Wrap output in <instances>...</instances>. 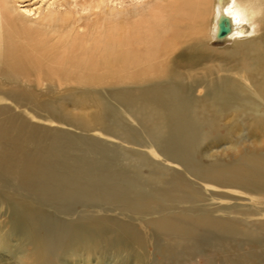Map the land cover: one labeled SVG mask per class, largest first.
Here are the masks:
<instances>
[{
	"label": "bare ground",
	"instance_id": "bare-ground-1",
	"mask_svg": "<svg viewBox=\"0 0 264 264\" xmlns=\"http://www.w3.org/2000/svg\"><path fill=\"white\" fill-rule=\"evenodd\" d=\"M220 2L155 0L132 15L122 10V19H117V11L108 8L107 15L100 13L87 23L83 35H78L75 28L66 26L67 17L58 22L57 31H50L51 16L42 19L44 25L29 26L14 14L10 0H0V143L8 160L0 159V194L20 206L32 200L64 215L73 214L75 206L99 205L108 202L105 198L115 197L111 204L119 211L142 220L157 216L130 226L115 218L79 220L81 225L72 230L56 228L39 238L31 254L21 257L17 264H57L68 239L81 235L90 238L86 250L93 255L114 248L119 232L135 242V249L155 247L157 264H191V259L209 244L264 236V220L252 213L254 208L252 212L230 213L218 207L211 211L194 207L204 201V193L211 204L222 203L219 196L225 192L233 196L245 193L251 199L257 197L253 194L264 197V35L228 40L231 22L226 16L217 18ZM238 4L247 10L259 32L258 27H264V0H238ZM222 18L229 21L230 29L215 42H234L233 60L227 56L230 52H212L206 46L214 42L213 26L218 29ZM177 52L180 53L173 57ZM216 55L222 57L221 62L207 67L204 79H192L196 87L215 73L239 78L211 81L207 96L183 101V95L176 91L175 80L181 77L175 76L180 73L178 69L196 71ZM57 73L64 77V81L57 77L62 85L92 88L106 84L142 86L150 80L157 83L165 79L162 86L141 88L136 95L130 89L114 91L120 104L119 116L96 89H70L79 101L90 99L89 103L101 109L102 115L107 113V121L117 129L112 134L97 131L99 136L142 150L129 154L120 149L115 153L128 162L126 168L93 170L87 154L76 149L80 145L70 148L56 138L55 132L36 125L40 122L51 128L56 124L54 104L58 100L54 103L50 87ZM44 84L49 87L40 91L38 87ZM17 110L23 116L16 115ZM121 115L127 122L137 124L147 141L140 142V135L125 127ZM243 131L246 136H240ZM224 139L234 143L232 155L207 154ZM18 160L24 163L18 164ZM157 183L153 189L151 186ZM24 214L34 216L32 211ZM123 237L118 238V243L128 241ZM106 242L111 245L105 246Z\"/></svg>",
	"mask_w": 264,
	"mask_h": 264
},
{
	"label": "rangeland",
	"instance_id": "rangeland-1",
	"mask_svg": "<svg viewBox=\"0 0 264 264\" xmlns=\"http://www.w3.org/2000/svg\"><path fill=\"white\" fill-rule=\"evenodd\" d=\"M154 1L155 0H140V2L139 0H10V5L15 10L14 14L17 17L24 20V22H26L29 26H31L32 24L44 25L45 23L42 21V19L46 16H51V21H49L50 31H57L58 30L57 27L59 26L58 22H61L63 17L65 18L67 17V19H65L66 26H68L69 29L75 28L74 30L77 31L78 35H83V33L87 28L86 26L87 23L93 21L94 18L96 19L97 16H100V13L107 15L109 11L108 8L117 11V19H122L119 14L122 12V10H123V14L132 15L140 10L146 9L147 6L152 4V2ZM98 4L101 5L100 8L97 10L95 9V7ZM258 28H259V32H258L259 34L256 35L257 39L260 38V36L264 35V27L260 26ZM232 43L227 45V44L212 42V43H207L206 46L212 52L213 51L216 52L215 50L230 52L227 53V56H229V58L232 56L231 58L233 60L234 53L232 51L235 50L236 47ZM180 52H177L173 57H176L177 54ZM217 56L218 55L214 56L213 61H210L208 64H203L199 66L196 69V71L187 72V71H183L182 69H178L180 70V73H176L175 76L181 75V77L180 78L178 77L175 80V82H178L175 83L177 85L176 91L180 92L181 93L180 95H183V101H185L186 98L189 97L191 101L193 100L196 101L197 99H201L204 96H207L208 95L207 93H209L207 91L211 88V84L209 83L211 81L215 80L217 81V83H219L220 82L219 79L239 78V76L236 77L230 74L215 73L214 76L210 77L211 79L210 78L205 79L204 80V82L206 81L205 83L203 82V84H201L199 87H196L198 85H195L192 82V79L196 80V78L199 77L203 78L207 67H211L213 63L216 64L218 62H221L220 59L222 57L221 56L217 57ZM61 72L64 73L66 71H61ZM172 72H176V71H172ZM53 75H54L53 85H52L53 87L51 86L50 88H53L51 90L54 91V103L58 100L57 104H54L56 124L52 125L51 128H47L46 124H42L40 122L36 123V125L37 124L39 126L41 125L40 127L43 126L44 127L43 129L50 130L53 133L55 132L56 138H59V140L63 141L64 143H68V146L70 148H72L71 146H73L74 144L77 145L76 147L80 145L76 149L78 151H81L82 153L87 154V156L90 158L91 169L93 170H103L111 166L115 167L117 170L126 168V166H128L126 163L128 162L122 161L121 160L122 157H120L118 153L115 154L116 152H121L120 149H122V153H126V151L129 154L130 153L134 154L133 152L142 153V150L139 148H135V147L133 148L125 143L124 144L121 143L120 141L99 136L97 131L106 134L107 133L112 134L117 129L113 125H110L109 122L107 121L106 119V117L108 116L107 113L102 115L101 109H99L96 105L89 103L90 99L79 101L78 100L79 98L77 99L75 97V94H71L72 92H70V89L77 88L78 90L85 92L88 91L93 92L96 89L95 92L100 93L103 102L106 101L104 103L106 105H110L113 109H115V111H117L116 114L119 116L120 104L118 102L119 100L115 98V96H113L112 94L114 93V91L121 92L124 91L123 89H128V90L130 89L129 91H131L134 95H136L137 91L151 87V85L152 86L157 85L158 87H160V85L162 86V84H164L163 82L165 79L160 81L157 80L158 81L157 83L156 80H150L151 82L150 81L146 82L142 84V86H136V85L122 86V85L106 84L103 87L93 86L92 88V86L79 87L74 84L71 85V83L70 85L68 84L62 85L61 82L57 80L58 79L57 77H59L60 81H64V77L62 73H57L56 75L55 74ZM47 86L49 87V85L44 84L42 87H38V88L41 91L46 89ZM191 86L194 88L193 90H191ZM28 87H34V86L28 85ZM198 90H200V92H198ZM92 113H95V115L93 116ZM17 114L19 115L21 114L23 116L20 110L16 111V115ZM36 114L45 115V113L38 111ZM62 116H64L63 119L59 120V118ZM91 117H93V120L91 119ZM120 118L121 119L123 118V120L126 121L125 127L127 129H133L135 133L140 135V142H143L144 140L147 141V139L145 138V136H143L141 132V128L137 126V124L133 123L130 120L127 122V120L124 119L123 115H121ZM224 123L228 124L227 121H225ZM60 124L71 125V127H67L66 125H60ZM126 124L129 125L126 126ZM220 133L223 132L221 131ZM241 135L246 136L247 135L246 131L240 132V136ZM246 141H248V139ZM246 141L245 143L247 144ZM92 144H94L95 146ZM233 144L234 143H232L230 140L224 139L221 142L216 143V145L213 146L212 148H210L207 154L209 155L213 154L215 156L221 155L222 157H225L227 155H232ZM0 148H1L0 159L5 158L7 160L6 158L7 153L5 151V147L1 143H0ZM88 150L89 151L94 150L95 152H89ZM17 163L23 164L24 160H18ZM67 167L68 164L65 168L66 171H68ZM44 176H42L41 178H43L44 180H49L48 177H44ZM158 184L159 183L154 184L151 187L152 188L157 187L156 185ZM193 185H195V187L197 188H200V186H198L195 183ZM96 189L99 188L96 187ZM112 194L113 193H111L110 195L114 196ZM222 195L224 196L222 197L219 196L220 199L222 198L221 201L222 203H220L221 205L218 202H214L215 204L214 205L208 201L209 198L208 194L204 193L202 196L203 198L201 197L202 199H204V201L195 204L194 207L196 206L198 209L199 207L200 208L202 207L201 209H207V211L216 210L218 207L223 210L225 209L226 211L229 210L230 213L235 212L236 210H240L243 212H252L254 208L252 213L255 214L257 213L256 214L257 218H259V220L260 219L264 220V197L260 198L259 195L253 194L254 196L257 197L251 199L249 195L245 193L242 195L235 194L233 196L232 194L227 192L223 193ZM114 198L115 197L105 198L108 199V202L103 201L99 205L85 204L82 206H75L74 209L72 210L73 214L64 215L58 213L54 209L47 207L43 204H39V203L35 204V201L32 200L25 202L23 204L24 206H20L18 202L9 201L6 199V197L3 194H0V264H17V262L19 261V259H21V257L31 254L32 247L37 246L41 238L48 236L50 233L53 232L54 229L66 228L72 230L74 229V227L80 226L81 225L80 222L84 221V219L100 218L108 221H115L116 219V220H122L123 223L124 222L126 223L125 226H128L129 224H143L146 221H148L150 218L153 219L157 218V216H153V217H147L145 220H142L140 219L139 216L133 214L131 216V213L129 212L126 213L123 211H119L115 209V206L111 204L114 201ZM208 204L211 205L208 207L207 206ZM80 207L82 209H80ZM29 211L30 212L32 211V213L34 214L33 217H29L28 215L25 216L24 213L25 212L27 213ZM119 215L121 216L119 217ZM217 215L218 214L216 213L214 214L215 217H217ZM31 218L32 219L35 218L34 221H29V219L31 220ZM118 235L119 236H116L117 243L111 241L112 244L114 243L112 245L114 248H111L110 250H106V252L102 251L99 254H93V255L89 254V251L86 250V247L90 243V238H88L87 236L85 238V236L83 235H81V237L74 236L72 238H69L65 248L58 255L57 259L59 261L57 262V264H157L158 263L159 255L156 254L155 247L147 246V248L143 250L142 249L139 250L137 248L135 249L134 246L136 245H134L135 242L133 240L128 238L126 239L125 237H123V235H120L119 232ZM120 236L123 237L122 239L123 241L124 240L125 241L128 240V241L124 242V244L118 243L119 242L118 238ZM111 243L106 242L105 243L106 245L105 244L104 245L110 246ZM219 244L217 246H214L216 244L213 243V244H209L210 246L203 247L204 249H202L201 253L195 256L193 259H191L189 263L191 264H264V236H257L254 237L253 239L236 238L233 239L232 241L229 240L225 241L224 243L219 242ZM214 247L217 248V251H213ZM131 248L133 250L132 252H131ZM48 263L50 264V262Z\"/></svg>",
	"mask_w": 264,
	"mask_h": 264
},
{
	"label": "clouds",
	"instance_id": "clouds-1",
	"mask_svg": "<svg viewBox=\"0 0 264 264\" xmlns=\"http://www.w3.org/2000/svg\"><path fill=\"white\" fill-rule=\"evenodd\" d=\"M217 18L226 16L231 22V31L227 39L230 41L243 40L251 38L259 33L255 30L256 25L251 23L246 9L238 4V0H221L217 5ZM219 30L214 25L212 30V39L215 42L219 37Z\"/></svg>",
	"mask_w": 264,
	"mask_h": 264
},
{
	"label": "water",
	"instance_id": "water-1",
	"mask_svg": "<svg viewBox=\"0 0 264 264\" xmlns=\"http://www.w3.org/2000/svg\"><path fill=\"white\" fill-rule=\"evenodd\" d=\"M230 26H229V21H227L225 18H222L219 21V37L225 36L229 32Z\"/></svg>",
	"mask_w": 264,
	"mask_h": 264
}]
</instances>
